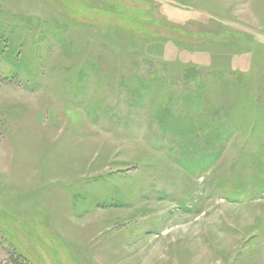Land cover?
<instances>
[{"label": "rangeland", "instance_id": "1", "mask_svg": "<svg viewBox=\"0 0 264 264\" xmlns=\"http://www.w3.org/2000/svg\"><path fill=\"white\" fill-rule=\"evenodd\" d=\"M256 181L264 0H0V264H264Z\"/></svg>", "mask_w": 264, "mask_h": 264}, {"label": "trees", "instance_id": "2", "mask_svg": "<svg viewBox=\"0 0 264 264\" xmlns=\"http://www.w3.org/2000/svg\"><path fill=\"white\" fill-rule=\"evenodd\" d=\"M70 3H71V7L73 6V10L74 9L77 10V7L84 8L83 5H79L77 2L71 1ZM80 8H78V9H80ZM229 121L230 120H228V119H224L223 121H219L218 124H214V127L212 126V122H209V124L207 122L208 127H210L211 130L213 128L214 132L212 133V131L211 132L207 131L206 134L208 136H216L217 137L219 135V132L221 131L222 127L225 126ZM223 123H226V124H223ZM197 125H198V123H197ZM227 132H228V130H227ZM227 132H225V133L228 134L227 135V137H228L231 133H227ZM209 150L210 151L206 150V154L205 155H203L202 157L198 156L197 159H196V160H200L201 162H203V167H205L207 165V163H209L211 161H214L218 157V155L220 153L217 149H215L216 151H214V149L212 150L211 148ZM189 154L190 153H188V155ZM188 155H184V156H182V158L180 157V159H178L177 161H178V164H181L186 170L191 171L193 169V167H192L193 165L189 162V156ZM190 157H192V156L190 155ZM187 161H188V164L185 163ZM254 164H256V162H254ZM234 177H235V175L232 177L233 181L235 179ZM234 183L235 184L233 186H234V188L236 190H229L228 193H227V195H228L227 198H235L236 194H241L245 190L244 187L246 186V184H237L236 182H234ZM256 183H257L256 184V189H252L253 193H256V191L261 192L262 190H264V183H259L258 181H256ZM209 185H211V184H209ZM220 186H221V184H218V187H220ZM237 189L242 190L243 192H238ZM12 249L13 250H9L8 253H7V262H8V264H33L24 254H22L21 252L15 250L14 248H12Z\"/></svg>", "mask_w": 264, "mask_h": 264}]
</instances>
